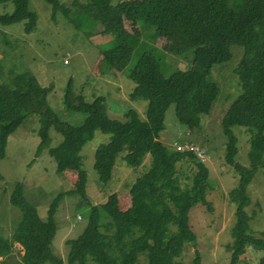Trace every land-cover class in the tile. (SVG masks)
<instances>
[{"label": "trees", "instance_id": "1", "mask_svg": "<svg viewBox=\"0 0 264 264\" xmlns=\"http://www.w3.org/2000/svg\"><path fill=\"white\" fill-rule=\"evenodd\" d=\"M44 1L52 6L53 14L61 9L72 11L60 0ZM7 3H13L14 10L0 15V25L25 22V33L34 32L38 16L29 10V0H0V4ZM74 4L87 18L101 24L103 33L114 35L116 46L102 51L100 59L109 70L123 73L135 83L129 101H147L146 119H141L131 105L122 111L115 109L123 118L113 119L108 115L113 100L108 93L87 101L69 82L63 106L66 111L83 116L73 125L50 107L48 96L53 87L41 86L35 76L12 74L8 84H0V160L6 157L9 137L29 115L36 114L40 117L37 155L47 149L56 161L58 174L73 173L77 177L73 189L51 201L47 220H42L37 208L26 200L24 185L16 184L10 201L21 209L22 218L10 238L0 234V264H5L4 258L15 244L23 249L22 264H64L50 246L57 231L55 216L67 195L79 196L88 207L85 228L77 238L66 240L67 264H138L141 255L144 264H183L179 258L186 246L195 245L197 240L189 223L190 210L201 204L212 211L207 199L213 189L210 169L205 159L192 150L177 149L182 143L173 141L177 148L167 147L160 141V134L171 105H175L178 121L192 133L201 127V116L209 114L220 93L212 70L235 56L238 63L232 71L239 78L242 93L222 119L225 162L239 176L237 186L228 194L236 206L233 242L228 246L229 264H238L241 254L251 245L264 251V240L254 239L248 232L249 216L244 208L250 203L249 179L237 162L238 138L233 132L236 126L246 128L257 152L252 151L257 156L264 155V0H124L117 4L113 0H74ZM139 21L159 37L178 30L188 38L194 50L189 66L164 76L149 44L140 41L137 47L132 46V41L138 39L133 36ZM135 53V62L128 69ZM51 129L63 137L54 147H50ZM96 132L110 136L96 149L94 158L102 186L112 181L120 158L131 168L141 167L148 155L152 161L126 195L113 193L105 202L92 205L88 201V175L81 152ZM189 144L197 147L194 142ZM189 169L190 175L184 177L188 182L183 184L182 175ZM121 200L124 205L127 203L123 209ZM170 227H175L172 235L168 233ZM193 264H202L198 252ZM258 264H264V253Z\"/></svg>", "mask_w": 264, "mask_h": 264}, {"label": "rangeland", "instance_id": "2", "mask_svg": "<svg viewBox=\"0 0 264 264\" xmlns=\"http://www.w3.org/2000/svg\"><path fill=\"white\" fill-rule=\"evenodd\" d=\"M60 1L72 13L61 9L53 14L52 6L44 0H29V10L38 16L36 30L31 34L25 33V22L0 25V84H8L12 74L27 73L35 76L41 86L53 87L48 96L50 107L63 121L73 125L78 124L83 116L70 113L63 106L64 92L69 82H72L75 92L81 93L87 101H92L95 95L108 93L113 98L108 115L113 119L121 120L122 113L114 110L122 111L128 105L138 110L141 119H146L147 101H129L135 83L123 73L109 70L108 65L100 59L102 51L116 46L114 35L103 33L102 25L87 18L85 12L74 4V0ZM84 1L78 0L80 3ZM121 1L124 0H113V3ZM13 10V3L0 4V15L10 14ZM134 28L136 36L133 37L138 39L132 41V46L137 47L140 41L149 44L148 48L159 61L164 76L185 69L191 63L194 50L188 38L180 31L174 30L159 37L143 21L137 22ZM155 33L158 40L153 38ZM237 55L240 56L239 51ZM136 57L137 53L132 57L128 69L132 67ZM237 63L238 58L235 56L226 63L214 66L212 79L218 84L220 93L209 114L201 116V127L194 130V133L178 121L175 105H171L165 114V129L160 134V141L171 149L176 147L173 141L182 143L181 148H187L191 146L189 143L194 142L205 154V161L210 169L209 182L213 186L207 195L212 211L198 204L189 212V223L197 240L195 245L186 246L179 258L183 264H193L197 252L202 264L230 262L228 246L233 242L231 231L235 223L236 206L230 202L228 194L237 186L239 176L225 162L222 119L230 104L242 93L239 78L232 71ZM102 74L104 75L100 78ZM39 119L38 115L31 114L24 120L9 137L6 157L0 160V173L3 176L0 180V234L7 238L11 237L22 218L21 209L10 201L17 183L24 185L26 200L37 208L42 220L48 218L47 211L51 201L58 194L75 187L76 175L58 174L56 161L47 149L37 155L40 144L37 134ZM245 130L244 127L233 128L238 138L237 162L246 173L247 180L249 179L247 195L250 203L245 205L244 210L249 216L248 232L254 239L264 240V155L260 157V154L257 156L254 153L257 151L251 145L252 135ZM49 134L50 147L57 146L63 139L53 129ZM109 139V135L96 132L81 152L83 168L88 175V201L92 205L105 202L113 193L126 195L136 178L151 165L150 155L139 168L127 166L120 158L113 171L112 181L102 186L94 169V158L96 149ZM190 172V169L184 170L181 179L183 184L188 182L184 177L190 175ZM125 206L127 203L124 205V200H121V208ZM87 211V205L79 196L67 195L59 205L55 216L57 231L50 247L55 255L63 259L64 264H67L69 252L66 240L77 238L81 234L86 226ZM79 217L82 219H78ZM174 230L175 227H170L169 235ZM263 253L261 248L251 245L241 254L238 264H258ZM22 255L23 249L15 244L11 254L4 258L5 264H22ZM143 257L144 255L140 256L138 264H144Z\"/></svg>", "mask_w": 264, "mask_h": 264}, {"label": "built area", "instance_id": "3", "mask_svg": "<svg viewBox=\"0 0 264 264\" xmlns=\"http://www.w3.org/2000/svg\"><path fill=\"white\" fill-rule=\"evenodd\" d=\"M65 63H67V61H65ZM178 149L180 150H192L193 152L196 153L197 157H199L200 159H205V154L203 153V151L201 149H199L198 147H193V146H189V147H185V148H181L179 147Z\"/></svg>", "mask_w": 264, "mask_h": 264}, {"label": "crops", "instance_id": "4", "mask_svg": "<svg viewBox=\"0 0 264 264\" xmlns=\"http://www.w3.org/2000/svg\"><path fill=\"white\" fill-rule=\"evenodd\" d=\"M104 74L100 75L99 77L102 78Z\"/></svg>", "mask_w": 264, "mask_h": 264}]
</instances>
